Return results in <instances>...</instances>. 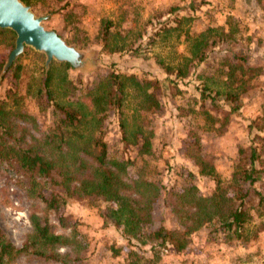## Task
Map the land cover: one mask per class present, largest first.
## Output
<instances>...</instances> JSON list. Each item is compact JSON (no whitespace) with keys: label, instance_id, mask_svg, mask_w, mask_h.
<instances>
[{"label":"trees","instance_id":"obj_1","mask_svg":"<svg viewBox=\"0 0 264 264\" xmlns=\"http://www.w3.org/2000/svg\"><path fill=\"white\" fill-rule=\"evenodd\" d=\"M22 1L33 5L31 0ZM60 11L62 8L49 15ZM231 27L229 31L212 30L222 33L211 44L229 45L235 41L238 29ZM110 28L108 22L104 45ZM201 39L195 40L191 48L188 67L195 61H208V42ZM15 41L13 31L0 29V48L12 51ZM28 53L36 55L43 65L36 88L32 92L30 86L27 94L37 100L41 114L50 115V120L43 126L22 105L18 91L23 66L19 59L8 71L7 59L0 61V169L15 173L20 189L41 203L44 210L30 214L32 231L21 248L12 242L0 221V264H16L22 255L42 264H85L89 242L79 232L78 224L65 215L71 199L87 200L93 207L105 203L99 211L104 226L114 227L128 243L135 240L150 246L152 261L146 258V263L143 255L131 251L127 264H157L160 250L166 247L182 253L202 229H208L212 239L223 238L231 246L258 239L260 229L255 219L264 217V103L260 114L245 119L250 142L239 148L226 186L213 158L204 153L198 133L190 132L185 158L198 168L199 176L216 183L207 196L192 182L198 177L193 171L187 172L188 182L183 187H170L154 169L150 175L144 169L133 174L131 167L136 161L126 155L116 157L109 149L106 120L113 113L124 148H138V156L151 153L155 132L150 116L164 108L159 97V91L167 92L164 80L113 71L85 83L70 77V72L77 70L69 63L53 61L47 66L45 54L27 48L23 56ZM222 59L224 80L204 83L198 100L203 128L216 136H223L232 119L241 116L243 95L263 74V65H250V59L230 48H226ZM164 68L168 74L173 72L169 66ZM178 73L181 77L186 74ZM52 213L58 225L51 222ZM114 255H120V249Z\"/></svg>","mask_w":264,"mask_h":264},{"label":"rangeland","instance_id":"obj_2","mask_svg":"<svg viewBox=\"0 0 264 264\" xmlns=\"http://www.w3.org/2000/svg\"><path fill=\"white\" fill-rule=\"evenodd\" d=\"M31 1L38 16H49L44 26L56 31L68 45L85 55L82 70L70 72L73 80L93 83L115 71L165 81L167 92L159 91L164 108L150 116L155 135L149 155L138 156V148L125 149L114 114L110 113L106 120L109 149L116 157L126 155L136 161L131 167L133 174L144 169L150 175V170L154 169L166 185L179 189L188 182L187 172L193 171L198 177L192 182L203 195H210L216 183L199 176L198 168L185 158L190 132L194 130L204 153L213 158L222 185L230 182L239 148L250 142L246 120L260 114L264 103V0ZM60 8V13L49 15ZM108 22L111 23L110 35L104 45L103 33ZM231 25L238 29L236 40L229 45L219 42L213 46L212 41L219 40L217 37L222 30H212L229 31ZM200 36L201 41L208 42L205 47L208 61L201 64L195 61L188 67L191 48ZM226 48L250 59L252 66L263 65V74L254 81V88L243 95L241 116L232 119L223 136H216L204 130L198 100L204 83L212 85L214 80H224L220 64ZM10 53L11 48L1 47L0 61L8 59ZM22 56L19 58L23 70L18 94L22 105L44 126L50 115L41 114L37 100L27 94L30 86L32 92L36 88L43 61L33 53ZM164 65L173 72L168 74ZM179 71L186 74L181 77ZM7 81L2 94L6 92ZM18 183L15 173L0 169L1 225L12 242L21 248L32 231L30 214L34 210L42 212L44 206L28 198ZM105 206L98 203L93 207L87 200L71 199L66 207L65 215L78 224L79 232L89 242L85 264H127L131 251L143 255L145 262L146 258L152 261L149 245L143 246L135 240L128 243L114 227L103 225L99 211ZM50 220L58 225L55 214H50ZM255 224L260 231L258 239L252 243L231 246L224 243L223 238L212 239L209 230L202 229L192 236L189 249L182 253H176L171 247L162 248L157 264H264V217L256 218ZM116 249H120L118 256L114 255ZM16 264L42 263L22 255Z\"/></svg>","mask_w":264,"mask_h":264},{"label":"water","instance_id":"obj_3","mask_svg":"<svg viewBox=\"0 0 264 264\" xmlns=\"http://www.w3.org/2000/svg\"><path fill=\"white\" fill-rule=\"evenodd\" d=\"M49 16H38L31 6L22 0H0V29L16 34L15 48L11 51L5 71H8L27 48L46 56V65L53 61L69 63L74 69H82L85 55L70 46L54 31L44 26Z\"/></svg>","mask_w":264,"mask_h":264}]
</instances>
